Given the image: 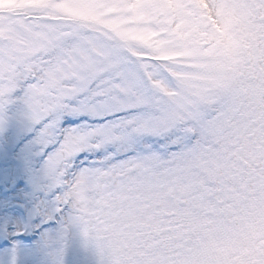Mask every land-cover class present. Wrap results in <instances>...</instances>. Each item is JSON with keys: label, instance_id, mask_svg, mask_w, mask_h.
<instances>
[{"label": "snow or ice", "instance_id": "snow-or-ice-1", "mask_svg": "<svg viewBox=\"0 0 264 264\" xmlns=\"http://www.w3.org/2000/svg\"><path fill=\"white\" fill-rule=\"evenodd\" d=\"M235 7L264 31V0ZM19 47L0 39V158H8L12 121L30 138L14 157L18 167L0 169V186L23 192L24 181L35 202L23 223L0 219L8 245L0 243V264H68L75 237L98 264H264V92L256 98V81L236 79L195 108L177 98L101 110L104 97L93 92L116 79L103 71L106 61L85 57L69 68L58 49L33 57ZM83 152L102 155L76 169ZM70 178L81 185L80 207ZM29 233H39L34 245L17 239Z\"/></svg>", "mask_w": 264, "mask_h": 264}, {"label": "rangeland", "instance_id": "rangeland-1", "mask_svg": "<svg viewBox=\"0 0 264 264\" xmlns=\"http://www.w3.org/2000/svg\"><path fill=\"white\" fill-rule=\"evenodd\" d=\"M241 2L0 0V11L41 9L40 13L27 12L23 15L38 17V13L48 11L62 18L54 20L48 16L45 20L29 21L19 15L0 16V24L4 25L0 28V39L16 41L20 45L18 51L26 56H39L58 49L63 53V64L69 68L74 65L82 67L80 58L85 57L106 61L103 71L115 73L116 79L111 83V78L101 81L105 87L97 85L100 90L93 92V97H104L98 105L101 110L114 104L131 108L162 107L163 102L177 98L195 108L212 90L236 79L256 81L255 95L258 99L264 92L261 88V82H264V31L252 25L235 7ZM67 18L77 20L79 24L68 22ZM93 24L112 35L95 28ZM114 39L132 54L120 48ZM146 58H167L173 62L163 71ZM44 59L48 63L53 57L44 56ZM153 98L161 104H151ZM70 126L74 125L65 121L64 127ZM24 127L23 123L14 120L6 129L4 136L7 138L8 158H0V169L18 167L14 157L20 146L30 138V134H21ZM144 142L158 147L151 138H146ZM100 155L92 152L78 154L76 169L90 166ZM68 183L72 187L73 201L80 207L83 203L78 198L82 192L81 185L71 178ZM21 188L23 192L19 189L12 192L6 184L0 186V201L9 202L6 209H0V219L7 221L14 218L20 223L26 221L35 196L31 185L26 182H21ZM28 235L33 236L29 243L22 241L21 236L17 239L28 246L39 239V233ZM0 243L8 246L3 241ZM67 261L68 264H98L99 257L93 250L84 247L82 237H75L70 242Z\"/></svg>", "mask_w": 264, "mask_h": 264}, {"label": "water", "instance_id": "water-1", "mask_svg": "<svg viewBox=\"0 0 264 264\" xmlns=\"http://www.w3.org/2000/svg\"><path fill=\"white\" fill-rule=\"evenodd\" d=\"M40 10L39 11H36L34 9L8 10L5 12H0V16H18L19 15V16H23L24 19H34V18L37 19V18H39L42 20L47 19V17L49 16L50 18H52L54 20L59 19L57 16H53V15L49 14V12H47V11L39 14ZM27 12H30V14H35L34 12H39L38 17L37 16L23 15V14H26ZM60 20H61V18H60ZM153 62L158 64V65H165L166 64V61H162V60H153Z\"/></svg>", "mask_w": 264, "mask_h": 264}]
</instances>
